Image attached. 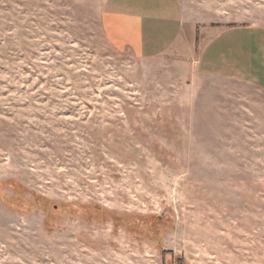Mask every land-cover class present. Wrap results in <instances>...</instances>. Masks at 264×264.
Listing matches in <instances>:
<instances>
[{"label": "rangeland", "instance_id": "rangeland-1", "mask_svg": "<svg viewBox=\"0 0 264 264\" xmlns=\"http://www.w3.org/2000/svg\"><path fill=\"white\" fill-rule=\"evenodd\" d=\"M264 28V0H180ZM106 0H0V264H264V91L141 60Z\"/></svg>", "mask_w": 264, "mask_h": 264}, {"label": "crops", "instance_id": "crops-1", "mask_svg": "<svg viewBox=\"0 0 264 264\" xmlns=\"http://www.w3.org/2000/svg\"><path fill=\"white\" fill-rule=\"evenodd\" d=\"M102 28L117 50L147 60L166 55L194 61L198 75L244 81L264 91V28L206 26L193 43L180 0H106Z\"/></svg>", "mask_w": 264, "mask_h": 264}]
</instances>
